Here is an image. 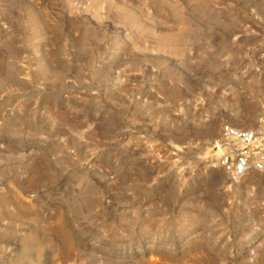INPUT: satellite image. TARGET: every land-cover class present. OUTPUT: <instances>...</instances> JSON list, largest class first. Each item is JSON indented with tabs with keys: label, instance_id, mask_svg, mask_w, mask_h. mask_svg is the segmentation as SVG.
Wrapping results in <instances>:
<instances>
[{
	"label": "rangeland",
	"instance_id": "1",
	"mask_svg": "<svg viewBox=\"0 0 264 264\" xmlns=\"http://www.w3.org/2000/svg\"><path fill=\"white\" fill-rule=\"evenodd\" d=\"M264 0H0V264H264Z\"/></svg>",
	"mask_w": 264,
	"mask_h": 264
},
{
	"label": "built area",
	"instance_id": "2",
	"mask_svg": "<svg viewBox=\"0 0 264 264\" xmlns=\"http://www.w3.org/2000/svg\"><path fill=\"white\" fill-rule=\"evenodd\" d=\"M214 149L218 162L233 179L264 172V130L225 124Z\"/></svg>",
	"mask_w": 264,
	"mask_h": 264
}]
</instances>
